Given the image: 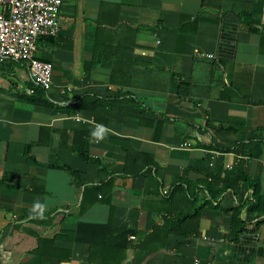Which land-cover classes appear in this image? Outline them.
<instances>
[{"label":"crops","instance_id":"1","mask_svg":"<svg viewBox=\"0 0 264 264\" xmlns=\"http://www.w3.org/2000/svg\"><path fill=\"white\" fill-rule=\"evenodd\" d=\"M36 57L53 66L54 107L29 102L26 62L0 68V264H264L248 185L204 207L193 234L178 222L192 199L170 198L179 177L204 178L192 168L257 178L264 196V0H63ZM86 96L94 109H75ZM79 132L89 161L68 147ZM115 228L137 234L126 246Z\"/></svg>","mask_w":264,"mask_h":264},{"label":"built area","instance_id":"2","mask_svg":"<svg viewBox=\"0 0 264 264\" xmlns=\"http://www.w3.org/2000/svg\"><path fill=\"white\" fill-rule=\"evenodd\" d=\"M62 4L63 0H0V68L6 60L26 62L35 86L51 87L53 66L37 59L36 53L39 39L58 35Z\"/></svg>","mask_w":264,"mask_h":264},{"label":"trees","instance_id":"3","mask_svg":"<svg viewBox=\"0 0 264 264\" xmlns=\"http://www.w3.org/2000/svg\"><path fill=\"white\" fill-rule=\"evenodd\" d=\"M250 26H255L254 23H249ZM53 39V37H43L38 40L39 41H50ZM41 59V58H40ZM185 86L183 84H180L179 86V94L184 95L185 93ZM28 100L33 105L38 106H44V107H54V103L49 100L47 96V90H45L42 87L36 86L34 88V92L32 94H29ZM98 103V100L92 96H86L83 98L78 104L74 105L75 109H94L96 104ZM207 125L210 127V130L212 131H218L222 129H229L230 126H225L223 124H220L219 126H216L215 124L211 123L209 119H207ZM76 133L74 132V135ZM80 134V140L78 143L68 145L70 150L79 158L89 161L90 159V152H89V136L88 134H83L82 132H79ZM73 135V136H74ZM76 135L73 138H78ZM75 139H73L74 141ZM207 147L216 148L214 145H209ZM223 151H227L226 149H221ZM96 160H94L95 162ZM28 162H32L30 158H28ZM54 167L62 168L66 170L70 175L74 176L75 178H79V174L77 172H74L67 166L56 164ZM192 171L198 172L202 175H204V178L196 181L191 182L186 175L179 177L176 179L177 183H175L172 194L170 195V198L174 195V193L177 190L183 189L187 194L188 199H192V214L191 219L187 218V216L182 217L181 219H178L179 227L181 231L184 233V231L188 229L186 232L197 233L198 232V222L200 219V214L202 212V209L208 205L211 204L213 201H217V199L226 191L233 190L237 191L238 189H241L242 187L248 185V187L253 189V195H254V205L257 210L261 209V204L264 202V196L259 192V179L257 178H250L246 175L240 173L236 177H229L228 175L225 176H218L213 170H205V169H198V168H192ZM187 173V170L185 171ZM238 186V189L236 187ZM202 186L204 192L207 193L206 197L204 199L199 197V190ZM40 192H43L41 189H38ZM190 194V195H189ZM177 215H183L182 212H179ZM187 228H184V227ZM119 234L122 236V240H124L123 244L126 246L128 245V239L132 235H136L137 231L130 230V229H117L115 228ZM115 229H111L110 232H112ZM83 229H80V231ZM101 230L99 232L108 233V226H101ZM79 232V231H77ZM79 234V233H78ZM99 234V233H98Z\"/></svg>","mask_w":264,"mask_h":264},{"label":"clouds","instance_id":"4","mask_svg":"<svg viewBox=\"0 0 264 264\" xmlns=\"http://www.w3.org/2000/svg\"><path fill=\"white\" fill-rule=\"evenodd\" d=\"M105 132H106V128L101 124H97L90 132V136L93 138L94 142H99L101 139H103ZM44 210H45V205L37 201L36 203H34L32 208V213L35 214L32 218L42 219Z\"/></svg>","mask_w":264,"mask_h":264}]
</instances>
